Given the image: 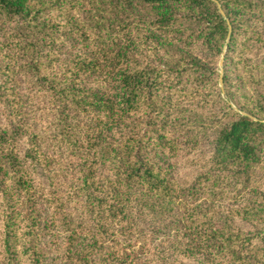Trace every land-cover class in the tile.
Masks as SVG:
<instances>
[{
    "label": "trees",
    "instance_id": "trees-1",
    "mask_svg": "<svg viewBox=\"0 0 264 264\" xmlns=\"http://www.w3.org/2000/svg\"><path fill=\"white\" fill-rule=\"evenodd\" d=\"M143 6L148 13L132 17ZM133 25L146 30L143 49L153 59L132 55L139 48L133 40H115L118 26L132 39ZM59 26H68L88 57L59 63ZM0 33V112L18 105L8 118L28 115L13 79L26 71L29 90L53 100L40 132L69 145V163L80 168L71 180L88 213L62 214L66 263L139 264L131 240L162 232L199 264H264V0H0ZM199 95L207 100L202 114L181 106ZM23 133L22 124L8 127L0 118V190L16 198L5 209L3 243L15 255L22 230L21 253L46 264L39 244L50 221L45 193L17 162ZM202 140L210 165L183 186L166 152ZM33 144L29 155L45 152ZM98 163L113 170L114 181L95 177ZM231 192L254 199L229 216L262 228L244 230L222 217L213 204Z\"/></svg>",
    "mask_w": 264,
    "mask_h": 264
},
{
    "label": "rangeland",
    "instance_id": "rangeland-1",
    "mask_svg": "<svg viewBox=\"0 0 264 264\" xmlns=\"http://www.w3.org/2000/svg\"><path fill=\"white\" fill-rule=\"evenodd\" d=\"M135 14H147L148 9L146 7H137ZM58 31L59 38L56 43V49H58V61L60 64H66L70 61L86 58L89 56V52L84 49L83 43H79L76 40V36L68 31V26L55 27ZM114 38L117 41L131 42L134 41L136 46L139 48L136 50V55L139 59H153L151 52L143 49L144 46L149 44L144 43L146 36V30L140 26L133 25L127 32L132 35V39H126L125 31L122 27H116ZM2 37V33H0ZM154 44V41H152ZM226 45L221 58L218 61V71L223 74V56L225 55ZM45 53H50L49 48H46ZM147 53V54H146ZM264 55L262 51L259 55ZM2 60V52H0V63ZM220 61L222 64L220 65ZM2 68V66H0ZM4 78L1 77L0 80ZM13 79L16 80V88L18 90L17 98L19 101L22 99L25 101V105L28 109V115L20 113L17 116L8 118L11 111H21V107L16 105L14 108L9 106L0 112V118L4 120V123L8 127L12 126L13 123L22 124L24 130L23 135L17 142V149H19L20 155L18 156V164L21 169H25L34 185L41 189L45 193V197L42 198L41 203H44L46 213L43 211L44 216L50 221L46 230L45 237L41 240V251L47 252L46 262L42 260V263L46 264H68L64 261L65 246L67 243L68 231L64 230L65 220H62L63 212H70L72 215L82 214V217H86L88 211L83 202V196H77V191L73 188L76 183L71 180L73 177L77 179L78 174L74 171H80L79 167L72 168L69 161L72 159L71 153L69 152V145L60 141L57 137H47L46 134L41 133L40 130L46 127L52 119L51 111L54 109L53 100L51 95L47 92H41L36 90H29V77L25 72L15 74ZM2 83V82H0ZM219 81V86L221 87ZM11 93V90H9ZM171 93L177 96V90L171 89ZM22 98V99H21ZM206 99L200 95L192 100L183 101L182 107H189L193 112L202 114L204 105H206ZM209 99V103H211ZM181 107V108H182ZM21 117H23L21 119ZM171 136V135H170ZM33 141H37L42 147H44V153H35V155H29L32 146L35 147ZM16 145V142H15ZM173 148H170L166 155L169 157L168 161L172 164V172L175 177L181 183L186 186L191 184L195 178L200 174L204 173L208 169L209 161L208 158L211 155V147L209 141L202 140L198 143H189L185 141H179V144H173ZM16 149V146H15ZM69 157V159H68ZM96 156H91V160L95 159ZM90 160V161H91ZM93 171L96 178L103 179L101 182L109 184L112 180L114 181L116 176L113 170L108 166L98 163L93 166ZM264 175V167L258 172V175ZM7 195L6 192L0 190V264H35L33 259L28 254L21 253V249L25 247L23 244L26 240L23 238L19 230L17 235L19 236L18 244L16 246L15 255L9 256L8 252L4 248L3 239L5 237V209L8 207V202H15ZM254 199L249 194L231 192L219 203L213 204L218 208L222 217L227 221L236 223L242 229H257L262 228L259 223L252 224L243 220L241 215H229L235 211L236 208L241 207L245 204H249L250 200ZM256 199V194H255ZM82 201V203H81ZM43 207V206H42ZM55 208L59 209V212H55ZM52 212L54 213L53 215ZM229 221V220H228ZM148 231L153 232L155 229L154 222H147ZM113 231V229H112ZM13 233V231H12ZM160 233V232H159ZM145 241L142 243L139 239L134 237L131 241L135 245V259L139 264H199L197 261L192 260L186 256L184 251L180 249L174 250L171 244V237L168 234L160 233L157 237H152L149 232L140 235ZM259 242H263L260 235L258 236ZM141 239V238H140ZM111 245V244H110ZM46 254V253H45Z\"/></svg>",
    "mask_w": 264,
    "mask_h": 264
},
{
    "label": "water",
    "instance_id": "water-1",
    "mask_svg": "<svg viewBox=\"0 0 264 264\" xmlns=\"http://www.w3.org/2000/svg\"><path fill=\"white\" fill-rule=\"evenodd\" d=\"M227 41H228V39H227ZM222 64V61H220V65ZM223 76H222V72H221V74H220V76H219V81H220V83L222 84V82H223Z\"/></svg>",
    "mask_w": 264,
    "mask_h": 264
}]
</instances>
